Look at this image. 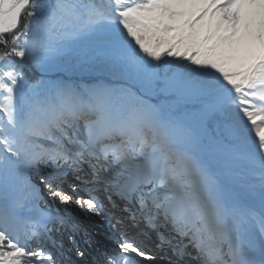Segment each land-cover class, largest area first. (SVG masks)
I'll list each match as a JSON object with an SVG mask.
<instances>
[{
  "label": "snow or ice",
  "instance_id": "obj_1",
  "mask_svg": "<svg viewBox=\"0 0 264 264\" xmlns=\"http://www.w3.org/2000/svg\"><path fill=\"white\" fill-rule=\"evenodd\" d=\"M97 38L113 67L192 92L197 120L30 79ZM72 204L110 229L85 264H264V0H0V264H71Z\"/></svg>",
  "mask_w": 264,
  "mask_h": 264
},
{
  "label": "rangeland",
  "instance_id": "obj_2",
  "mask_svg": "<svg viewBox=\"0 0 264 264\" xmlns=\"http://www.w3.org/2000/svg\"><path fill=\"white\" fill-rule=\"evenodd\" d=\"M84 46H88V45H84ZM97 49L93 50V51L87 50L88 54H86V55H84L85 54L84 52L83 53L78 52L80 54L76 55L75 59L72 57V59L70 61V65H69V67L72 66V70H73L71 72L72 76H74V75L79 76V74H77V73H80V74H84L86 76L88 75L86 80L95 79L96 81H99V79H101V77H104L105 80L108 81V83L110 85L114 86L115 88L119 89L122 87L123 89H127V90L131 91L132 93H134V90L132 88H129L132 86H129V83H128V81L131 80V77L133 76L135 78L143 80V82L146 84L147 88H148V86H152V88L155 87L152 90V93H155L157 98H154V97L149 95V97H151V99H149V101L151 102V104L160 106L161 109L165 113L180 115L181 113H184V112L197 111V109L199 108V100L196 98V96L192 92L185 89L184 87H182L180 85L170 87L162 81L153 80L146 73L145 74L139 73L135 69H121L118 67H113L111 64V59H110L111 53L104 50V49H99V50H97ZM75 52H77V51H75ZM75 61H77V62H75ZM80 76H81V78H83L85 80V78H84L85 76H82V75H80ZM99 86H108V85H98L96 87H99ZM147 90L151 91V89H149V88ZM156 93H159V95ZM168 93L170 95H168ZM144 99L147 100L146 98H144ZM174 102H176V103H174ZM205 133L206 134H205V137L203 139V141L205 143H210V141H211V135L210 134L211 133L218 134V133L214 132V129L211 126H209L206 129ZM205 156L211 158L210 153H208V152H205ZM70 186H71V182L67 178V182L64 185V187L67 189ZM40 187L43 190L42 195L44 197V203H42V204L60 207L58 204H56V202H54L51 199V197H49L46 194L47 190L44 188V186L40 185ZM252 207L256 210L257 213L260 212V204H259L258 199H256L253 202ZM61 208L62 207H60V209ZM67 210L69 212L75 214V215L78 214L77 216L79 217V219H82L84 221L85 220L87 221L88 219H90L92 217L91 215H86L83 213L81 214L80 212H77L75 210H69V209H67ZM61 211H63V210H61ZM83 217H87V218L83 219ZM256 227L258 230V226H256ZM64 240H67V236H65Z\"/></svg>",
  "mask_w": 264,
  "mask_h": 264
},
{
  "label": "trees",
  "instance_id": "obj_3",
  "mask_svg": "<svg viewBox=\"0 0 264 264\" xmlns=\"http://www.w3.org/2000/svg\"><path fill=\"white\" fill-rule=\"evenodd\" d=\"M23 19H22V23H23ZM84 45H88V46H84ZM84 46V47H83ZM98 48V49H97ZM99 50V49H103V45H102V38H97L95 40H83L81 42H79L76 46L75 49L72 53V55L68 56L64 62L60 63L58 66L51 68L50 70L46 71V72H41L37 69H32L30 67L27 68V71L29 72V77L32 80H36V79H43L45 81H59L62 82L64 84L70 85L74 88H77L78 90H85L88 88H94L100 84H102L103 82L107 83V81L104 78L99 79V81H94L92 82L91 80H78V79H72L70 77V75H72L70 73V68L72 69V66L69 67L70 65V61L72 59V57L75 59L76 55L80 54V53H85L84 55L88 54L87 50L89 51H93V50ZM77 51V52H75ZM80 52V53H78ZM77 62V61H75ZM74 62V63H75ZM69 69V70H68ZM131 82L133 84H135L137 87H139L140 91L137 93L135 92V94L137 95H142L143 97L145 96H152L154 98H157V96L155 95V93H152V90L155 88L152 86H148L149 89H151V91H148L146 84L143 82V80L135 78V77H131ZM157 84V83H156ZM149 85V84H148ZM109 87H113L112 85H108ZM115 88V87H113ZM119 89H123L122 87ZM159 95V93H156ZM168 95H170L168 93ZM174 95V94H173ZM169 98V97H168ZM176 103V102H174Z\"/></svg>",
  "mask_w": 264,
  "mask_h": 264
},
{
  "label": "bare ground",
  "instance_id": "obj_4",
  "mask_svg": "<svg viewBox=\"0 0 264 264\" xmlns=\"http://www.w3.org/2000/svg\"><path fill=\"white\" fill-rule=\"evenodd\" d=\"M101 78H104V77H101ZM91 81L94 82L95 79H91ZM180 116H183V117L189 119L190 121L195 122V121L197 120V118H198V113H197V111H193V112H188V113H182V114H180ZM205 132H206V130H202V131H201V137H202V139H204V137H205V134H206ZM68 179H69L70 181H72L71 176H69ZM52 202H53V201H52ZM43 203H44V202H43ZM59 206L62 207L61 210H64L63 208H64L65 206H63V205H59ZM67 209H69V210H75V211H77V212H80L81 214H82V213H83V214H87L86 212H84L82 209H80V208H79L78 206H76L75 204H72V205L67 206ZM81 223H82V222H81ZM83 245L89 247L88 244L83 243ZM66 258H67V259H70V257H66ZM191 264H196V262H195V261H192Z\"/></svg>",
  "mask_w": 264,
  "mask_h": 264
},
{
  "label": "water",
  "instance_id": "obj_5",
  "mask_svg": "<svg viewBox=\"0 0 264 264\" xmlns=\"http://www.w3.org/2000/svg\"><path fill=\"white\" fill-rule=\"evenodd\" d=\"M69 70V69H68ZM70 71V73L73 71L72 69H70L69 70ZM77 73V72H76ZM77 74H79V76H77V75H74V76H72V75H70V77L72 78V79H78V80H84L83 78H81V76L80 75H82V76H85L84 78L85 79H87V77H88V75L86 76V75H84V74H80V73H77ZM105 79V78H104ZM89 80H91V79H89Z\"/></svg>",
  "mask_w": 264,
  "mask_h": 264
}]
</instances>
